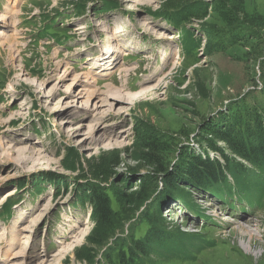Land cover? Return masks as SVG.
Masks as SVG:
<instances>
[{"label": "rangeland", "instance_id": "374dc122", "mask_svg": "<svg viewBox=\"0 0 264 264\" xmlns=\"http://www.w3.org/2000/svg\"><path fill=\"white\" fill-rule=\"evenodd\" d=\"M169 2L0 0V44L5 42L0 45V205L8 201L14 211L11 220L0 221L3 264H79L75 251L87 243L93 222L87 205L84 210L66 204L85 194L77 187L80 177L93 179L103 163L116 165L101 184L123 193L140 189L137 173H154L150 165L135 160L142 133L155 132L168 143L166 156L172 164L179 150L178 155L185 153L179 146L201 148L199 132L206 125L216 129L236 116L247 120L241 112L250 118L251 108L264 115V84L258 75L264 68V0H226L221 12L208 6L201 17L185 15L183 32L187 28L200 44L188 52L177 47L176 30L163 21L168 8L177 7L171 4L174 0L167 7ZM104 9L110 11L101 13ZM230 10L239 14L235 27L222 18ZM55 11L69 16L47 32L44 19L56 16ZM64 24L71 39L61 46L54 34H61ZM256 28L263 40L250 36ZM232 31L244 37L235 42ZM97 49L104 59L95 64ZM115 62L117 72L108 79L105 73ZM156 68L159 76L144 78L136 91L130 88L136 77ZM250 131L256 136V130ZM72 153L78 157L75 170L67 168ZM244 164L255 172V185L263 184L264 174ZM44 176L60 177L64 184L54 187ZM157 176L151 185L156 192L166 188L168 175ZM244 176L238 172L239 183L258 192L244 183ZM41 185L45 191L31 200L29 192ZM186 192L195 195L190 187ZM107 193L113 210L128 208ZM162 203L157 225L193 239L188 238L185 255L177 252L163 261L151 252L140 264H264V205L249 209L237 222L222 215L218 204L201 201L213 217L199 229L202 220L182 219L171 199ZM145 205L143 200L125 221L123 236L139 238L148 230L149 221L141 215L147 214ZM15 215L24 217L23 222ZM147 216L157 214L149 211ZM247 217L253 221L244 223ZM48 220L57 223L51 238L42 230ZM205 241L213 244L203 246ZM115 256L116 251L112 263L118 264Z\"/></svg>", "mask_w": 264, "mask_h": 264}, {"label": "trees", "instance_id": "16d2710c", "mask_svg": "<svg viewBox=\"0 0 264 264\" xmlns=\"http://www.w3.org/2000/svg\"><path fill=\"white\" fill-rule=\"evenodd\" d=\"M170 2L167 7H169ZM171 4L177 7L173 10L168 8L166 12L169 14L164 15V17L170 19L175 25L181 26L185 15L201 17L205 15L208 6L221 12V9H225L226 0H174ZM177 8H179L178 11L175 10ZM58 13L60 12L55 11L54 14ZM226 13L224 16L222 15V18L229 24L228 26H237L239 14L232 13V10ZM47 16L50 15L48 14ZM255 30L252 31V35L250 33V36L260 37V30L257 28ZM232 32L233 34L230 38L235 42L244 37L234 31ZM260 38L262 39V36ZM182 42L185 52L200 47L198 41L192 39V35L189 34L187 29H184ZM261 64L264 66V59H262ZM258 75L260 81L264 84L262 80L264 68L259 70ZM251 110L253 111V116L250 118L244 112H241L247 120L240 121L236 116L231 121L225 120L219 123L216 129L206 125L199 132L201 136L199 141L203 139V142H199L200 145L204 144L206 148L219 152L225 162V167L221 166L219 161L211 160L207 153L205 157L197 155L190 149L189 144L179 146L185 153L178 155L179 150L174 156L172 164H170L167 157L168 143L161 142L160 136L155 132H145L140 135L137 152H135V160L137 161L136 163H147L150 165L154 173H137L140 189L123 193L119 192V189L112 184H101L102 181L107 180L112 172V167L116 164L108 165L103 163L98 165V173L93 175V179L89 180L80 177L81 182H77V187L84 190L85 194L82 197L91 206L93 225L87 235V243L75 251L76 261L79 264H103V259H107L109 264H115L112 263L111 259L114 251H116L117 256L115 257L118 264H140L139 259L143 255L148 257L151 252L161 256L163 261L176 255L177 252H182L185 255V246L188 244L186 242L188 238L193 239V236L192 234H174L171 231H165L164 228L157 225V219L160 218L162 213V201L165 202L176 197L186 200V197L190 198L191 196V194L186 192L189 186H209L222 182L224 179V168L235 174L236 177L238 172H240L248 177L252 184H256V181L251 179L252 175H256L255 172L245 166L244 162H248L264 174V115L257 108H251ZM249 129L256 130L254 132L257 133L256 136L250 134L251 131L249 132ZM205 134L210 135V137H204ZM226 150L228 154L225 153ZM77 158L76 154L73 153L67 158L69 162L68 169L75 170V164L78 162ZM243 168L244 171L242 172ZM132 171L138 170L134 168ZM159 172L163 177L168 176L166 188L164 187V189L156 192L151 185H154L155 181H157V173ZM41 179L57 188L62 187L64 184L60 177L44 176ZM240 182H243V180H240ZM260 183L256 185V190L259 191L255 193V196L259 198L264 197V181L263 184L260 185ZM23 185L24 183L21 184V186ZM178 186L184 189L178 188ZM42 188L44 186L41 185L35 188L34 192H39ZM150 189H153V192ZM107 191L113 194L115 200L119 202L123 200V204L128 208H123V211L113 210ZM153 194L154 198H151ZM143 200L146 201L143 211L147 214L149 211H155L157 216L152 218L147 216V214L143 215L141 213L142 218L149 221L150 227L142 238L134 239L132 237L128 239L127 236L121 234L122 227L126 220L132 219L133 212ZM185 203L189 204V202ZM7 208L8 202L5 201L2 204V209L5 210ZM199 236L201 235L199 234ZM212 244L207 241L203 243V246Z\"/></svg>", "mask_w": 264, "mask_h": 264}, {"label": "bare ground", "instance_id": "6f19581e", "mask_svg": "<svg viewBox=\"0 0 264 264\" xmlns=\"http://www.w3.org/2000/svg\"><path fill=\"white\" fill-rule=\"evenodd\" d=\"M164 33H160L159 34V36H162ZM4 42V41H3ZM1 43L0 45H2V44H5V42L4 43ZM137 95H140V94H136V95H133V97H136ZM207 205H210V203H207ZM22 243H24V242H22ZM25 244V243H24Z\"/></svg>", "mask_w": 264, "mask_h": 264}]
</instances>
